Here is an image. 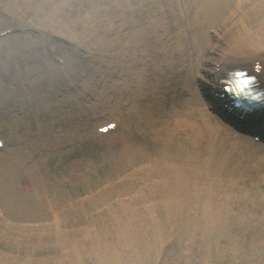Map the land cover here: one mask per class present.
Instances as JSON below:
<instances>
[{"label":"rangeland","instance_id":"obj_1","mask_svg":"<svg viewBox=\"0 0 264 264\" xmlns=\"http://www.w3.org/2000/svg\"><path fill=\"white\" fill-rule=\"evenodd\" d=\"M161 1L164 3L162 4ZM178 1H180L179 7H177ZM35 2L0 0V30L11 26L15 28L6 29L5 36L0 38V55L5 57L10 51L19 54L12 58L17 67L9 61V66L14 68L13 81H1L0 104H9L8 108L12 111L6 117L10 122L15 125L18 122L25 123L30 131L33 129V132L29 131L30 133L26 131L27 137H18V140H13L6 149L0 150V160H9L12 165V161L18 159L10 157L9 153L11 151L20 153L15 173L0 179V264H264L262 247L264 243L258 244L264 239V144H256L253 134L239 132L216 114L210 113L208 107L211 105L205 106L208 110H206L208 120H214V123L219 125L218 131L230 139L227 140L230 143L227 146L232 156L230 166L221 169L218 173L220 180L225 185L228 184V188H223L225 195L228 192L226 198L228 202L219 198L215 207H222L224 203L231 215L236 218L238 215L241 216L238 224H243L244 220L250 221V225L244 226L250 230L242 234L243 228L240 225L232 226L222 233L216 232L215 225L208 229L204 225L202 228V210L205 208L201 210L195 197L188 199L192 210L185 211L180 216V220L198 218V229H187L185 224H178V219L172 222L173 227L166 226L163 222L164 212L161 210L157 215L160 220L154 215L147 216L145 213L148 211L144 212V209L157 204L158 200L146 192L145 185L154 182L159 184L158 177L149 170L142 171L143 182L137 181V178L129 180L119 176L118 170L121 169L119 161L123 147L117 143L113 152H110L107 143L126 131L131 140V149L143 161H154L153 159L162 153L163 148H166L168 155L174 154L178 146H182V140L174 139L171 147L163 146L164 142L158 140L159 135L155 132L169 130L162 121L166 115H172L174 105H180L182 87L176 82L177 79H174L171 87L168 88L170 82H167L165 87L163 80L161 85L163 83L166 91L158 92L152 97L149 95L154 92L156 86V80L154 83L152 80L143 98L123 93L125 75L124 72L118 73L121 70L120 45L107 49L105 52L108 54L100 53L99 56L98 53V56L97 54L92 56V52L98 51L96 45H93L94 48L86 46L77 48L78 45L65 40L62 29L53 28L49 23L44 22L43 26L34 25L33 28L19 27L33 23L34 19H30L26 12L39 9V5ZM78 3V0H66L64 6L60 7L66 9L65 18L72 21V24L75 19L84 17L86 8L91 7L87 1ZM244 3V0H232L231 7L233 9L234 6ZM171 4L178 14L184 8L185 11L182 13L185 16L189 15L191 20L196 15L194 3L190 0H182V2L181 0H126L127 7L133 10L132 12L139 11L140 17L146 22H158L161 21L160 19H169L173 22L175 19L173 13L168 10ZM246 10V13L255 18V23L264 20V0H257ZM23 17L29 20L24 21ZM215 30L211 29L205 33V36L211 37L213 42L218 40L213 48L207 43L212 48L208 59L209 73L216 70V65L236 38L233 30H227L224 32L226 35L219 40ZM127 31L128 29L124 30ZM171 32L170 28L167 30L163 27L158 35L163 39L161 48L164 50L167 49V35ZM208 41L210 42V38ZM67 53L74 56L73 67L82 75L78 77V87L75 83L66 84L57 94L56 99L65 101L66 105L57 119L50 116L36 119L28 115L25 117L23 110L18 111L19 107H11L12 103L6 101L8 94L11 98H15L16 93H19L15 100L22 99L30 105L40 102L35 99L26 100L27 94L23 93V88L20 89L23 85L18 82V78L25 68L22 64L39 66L42 72L50 64L54 68L57 66L65 68ZM130 55L128 51L127 56ZM140 56L145 57V54ZM127 60L125 63L128 65ZM149 68V72L155 73V79L156 73H162L159 66H154L155 71L150 66ZM2 71L0 67V73ZM199 80L203 84L207 82L211 85V83L205 79H197L193 83L195 90L197 89L201 94L198 90ZM87 82L92 88L88 97L84 94L88 86ZM208 91L212 93L209 88ZM74 93L83 96L82 104L78 107L68 101ZM77 96L78 94L75 97ZM201 98L205 103L203 94ZM115 108L118 111L114 115ZM67 110H70L72 118L78 117L81 113H88L92 114L93 120L88 121L92 122L87 128L83 127L86 118L74 121V123L78 122L74 127L70 123L66 125L67 128L66 126L61 129L52 128L54 123L55 125L65 123L68 117ZM105 111V119L101 122L97 121L95 115ZM112 116L119 118L120 129L114 131L113 135L106 136L104 140L91 138V135L94 136V129L100 124L113 120ZM4 119L5 116L0 113V122ZM50 124L51 126H48ZM134 124L138 125L137 128ZM123 127L125 129L122 132ZM137 129L143 132L145 138L136 135ZM52 130L55 132L61 130V133L66 130L71 134L70 136H75V150L82 148L87 151L83 152L84 155L86 154L85 158L80 154L63 153V145L56 148L44 146L47 140L40 146L32 143L33 137L38 133L50 134ZM227 132L236 139L227 136ZM241 135L246 137L247 140L244 139L247 141L246 144L244 140L239 139ZM231 141L235 144V153ZM241 142H244L243 146L240 145ZM219 143L223 142L220 140ZM34 151L35 158L27 161L24 157L27 158L30 154H32L30 157H33ZM223 151L219 148L215 151L216 160ZM239 158L243 160L241 165L236 163ZM86 160L91 163L89 169ZM0 167L9 166L7 164ZM83 167L85 176L81 178L79 176L83 172ZM30 180L33 183H30ZM88 196L92 199L90 198V202H84ZM72 202L78 204L73 212L67 208ZM52 209L55 212L62 209L59 213L61 220L52 213ZM45 214L46 217H42ZM62 222L64 224L61 225ZM242 238L247 253H241L235 248L237 244L241 248L239 242Z\"/></svg>","mask_w":264,"mask_h":264},{"label":"bare ground","instance_id":"obj_2","mask_svg":"<svg viewBox=\"0 0 264 264\" xmlns=\"http://www.w3.org/2000/svg\"><path fill=\"white\" fill-rule=\"evenodd\" d=\"M33 1H36L35 3L39 5V9L32 11L28 10L26 12L29 14L30 19H34L33 23L30 22L31 26L20 25L19 27L33 28L34 25L43 26L44 22L49 23L53 28L62 29L65 40L75 43L78 45L77 48L81 46L94 48L93 45H96L98 51L92 52V56L96 54L98 56V53L99 56L100 53L108 54L105 52L107 49L120 45L121 57L119 62H121V64L119 66L121 70L118 71V73L121 74L124 72L125 75V79L123 80L125 81L123 93L128 95L133 94L134 96L138 95L137 98H143L146 96L147 86L152 84V80L153 83L156 80V86L155 89H153L154 92L149 95L152 97L158 92L166 91V89L163 88V83L161 85V81L163 80H165V87L167 82H170L168 88L171 87L174 84V79H177L176 82L182 87L183 94L179 97V100L182 99L180 105H174L172 115H166L162 121L164 125L169 127V130L164 129L155 132L159 135L158 140L164 142L163 146L168 145L171 147L174 139L176 141L179 140V138L182 140V146L179 145L174 154L168 155L166 148H163L162 153L155 157L153 159L154 161H143L131 149V140L126 131L122 133V135L110 139L111 142L109 144L107 143L110 152H113V148L117 143L123 147V154L119 161V166H121V169L118 170L119 176H124L125 179L129 178V180L137 178V181L143 182L142 171L149 170L158 177L160 181L159 184L154 182L150 185H145L147 188L146 192L158 200L157 204L144 209V212L148 211L145 214L147 216L154 215L160 220V217L157 215L161 210L164 212L163 222L166 226L173 227L172 222L178 219L179 225L185 224L187 229L190 230L195 228L198 229V218L180 220V216L185 211L192 208L188 199L195 197L200 204L201 210L205 208L202 210V228L204 225L207 229L215 225L216 232L222 233V231L230 229L232 226L237 227L240 225L238 224V219H240L241 216L238 215L236 218L231 215L224 203L222 207H215L217 201L219 202V198L226 200L228 196V192H226V195L223 192V188H228V184L225 185L220 180L218 173L221 169H226L230 166L232 156L231 153L228 152L229 146H227V144H230L227 140L230 141V139L224 137L225 135L218 131L220 130L218 127L219 125H216L214 120H208L207 111L209 110L210 113H212L211 107H208V104H213V100L210 98V93L206 86L199 80L198 86L200 89L198 88V90L201 91L200 94L197 89L195 90L193 83H195L197 79H205L219 86L221 80L227 78L232 70L239 67L241 63H244L243 65L258 77L260 88L264 90V20H259L255 23V18L246 13V9L254 5L257 0H245L246 4H238L234 6L233 9L231 7L232 0H190L191 3H194L193 8L196 14L192 20L189 18V15L185 16L182 13V11H185L184 8L182 11L180 10L178 14L171 4L168 10L173 13V18H175L173 22L169 19H160L161 21L158 22H146L140 17L139 11L132 12L133 10L127 7L126 0H78L79 3L89 2L91 7L86 8L85 16L75 19L73 22L74 24H72V21H68V18H65L67 14L66 9L60 8L64 6L63 4L66 0ZM251 2H253V4L250 5L249 3ZM161 3L163 4L164 2L161 1ZM179 4L180 1L177 2V7H179ZM56 9L60 11L58 12ZM228 9H230V11L227 12ZM22 19L24 21L29 20L24 17ZM189 20H191V22H189ZM162 25L165 29L168 30V28H170L172 30L170 33L171 35H167V49L165 50L161 48L163 39L158 36L163 30ZM11 28L14 27L11 26L7 29ZM127 29L128 31L124 32V30L126 31ZM211 29H216L215 34L219 35V40L222 36L226 35L224 32L227 30H233L236 36L229 51H226L220 59L221 63H223L222 70L220 72L215 71L214 73L208 72V59L211 55L212 48L218 40L213 42L211 37L205 36V33ZM114 35L115 37H113ZM208 38H210V42ZM207 43H210L212 48L207 45ZM121 46L123 49L122 55ZM32 47L34 49V46ZM128 51L129 54L131 53L130 56H127ZM141 54H145V57L140 56ZM18 55L19 54L11 53V51L6 54L5 57L0 55V61L2 62H0V67L3 69L2 73H0L1 86L2 80L13 81L12 70L14 68L9 65L14 64L15 67H17V64L13 62L12 58ZM33 57L36 58L35 55H33ZM73 57L71 53H67L65 55V68L60 66L54 68L50 64L46 70L44 69V72L41 71L39 66H34L32 63V66H25L22 64L25 68L18 78V82L23 85L20 89L23 88V93L27 94L26 100H40V102L25 106V109L31 110L29 114L30 118H48L50 116L57 119V117L62 114L61 111L64 109L65 101L56 99L57 94L66 84L75 83L78 87V77L82 75L81 72L74 69V63L72 62ZM127 57L129 60H127ZM126 60L128 61V65L125 63ZM129 62H131V64H129ZM258 63L262 66L260 70L255 67ZM125 65L128 67L126 68ZM149 66L154 71V66H159L162 69V73H156L157 78L155 79V73L149 72ZM171 72H173V74H169ZM226 73L227 75H225ZM38 78L40 79L37 80ZM29 80L31 81L28 84ZM87 84L88 86L84 94L88 97L92 88L88 82ZM46 88L47 91L45 90ZM29 89L30 91L32 90V93H30ZM76 94H78L77 97H75ZM202 94L205 97V103H203L201 98ZM73 95L74 96L69 98L68 101L73 103V106H80L83 96H81L80 93H74ZM6 98L8 103H13L12 105L16 104V101L13 100L14 98H11L9 94ZM85 98L86 97H84V100ZM22 102L26 103L24 100ZM20 104L21 103H18L17 105L20 106ZM8 106L9 104L5 105V103H2L0 104V109ZM205 106L208 107V110L205 109ZM117 111L118 110L115 108L114 114ZM66 114H68V117L65 119V123L62 125H55L54 123L52 128L61 129L63 126L70 123L71 126L74 127L78 124V122L74 123V121L77 118L83 117V113H81L78 117L72 118L73 116H70V110H67ZM85 115L88 119L92 117L88 113ZM260 118L262 120L264 116H260ZM114 121L113 123H117L116 120ZM5 126L9 129L7 123ZM23 126L24 129L17 128L15 133H22V137L25 138L28 136L26 131L29 132L30 129L25 125ZM48 126H51V124ZM134 126L137 128L138 125L134 124ZM225 126L227 127V125ZM67 127L68 126H66V128ZM83 127H87V123H85ZM102 127L104 126H100L97 129L99 130ZM259 127H262V124H259ZM3 129L0 130V136H6L4 135L6 130ZM119 129L120 127L118 126L117 131ZM124 129L125 127L122 128V132ZM214 131H217V133ZM245 131L249 132V134L250 132H256L258 131V126L254 125L253 130H248V128H246ZM30 132H33V129H31ZM258 133L259 132H256L254 136ZM70 135L71 134L66 130L62 133L61 130H57V132L52 130L50 134L38 133L37 136L33 137L32 143H36V146H40L47 140L44 146L56 148L60 145L70 143V141H72ZM111 135H113V133ZM136 135L145 138L140 129H137ZM227 136L236 139L230 132H227ZM220 140L224 144L219 143ZM246 140H244L245 143L241 142L240 145L243 146L242 143L246 144ZM231 144L234 145L233 151L235 153V144L233 141H231ZM218 148L224 151L216 160L215 151H217ZM18 155H20L19 152L11 151L9 153L10 157L18 159L12 161L13 165L9 160H0V165L4 166L8 164L9 166L6 168L0 167V179L7 177L11 173H15V167L20 160ZM31 155L32 154L24 158L27 161L32 160L35 158L36 152L34 151L33 157H30ZM85 162L89 169L91 163H89V161L87 162V160ZM236 163L241 165L243 160L239 158ZM84 176L85 172L83 167V172L79 177L83 178ZM29 182L33 183L31 180ZM90 198L92 199V197L88 196L84 202H90ZM148 199L150 200L149 197ZM225 202L227 203L228 200ZM77 205L78 204L72 202L67 208L73 212ZM81 205H83V203ZM196 207L198 212H200L201 210L199 207L197 205ZM62 209L58 212L52 209V213L60 217L58 218L60 220L61 216H59V213H61ZM42 217H46V214ZM66 223L68 224V222ZM242 223L243 224L240 226L243 228L241 230L243 234L247 230H250L244 227L250 225V221L244 220ZM62 224H64V222H62L61 225ZM243 239L244 238L239 242V245H242L241 248H239L238 244L235 248L241 253H247V248L243 245ZM202 242L204 243V241ZM260 243H264V239L259 241L258 244ZM253 245L255 246L256 243ZM262 247L264 249V245Z\"/></svg>","mask_w":264,"mask_h":264}]
</instances>
